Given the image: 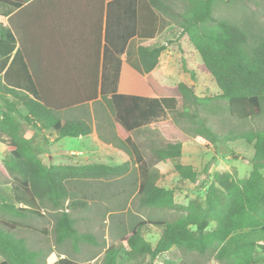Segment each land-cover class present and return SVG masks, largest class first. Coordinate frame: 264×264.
I'll use <instances>...</instances> for the list:
<instances>
[{
    "label": "trees",
    "instance_id": "1",
    "mask_svg": "<svg viewBox=\"0 0 264 264\" xmlns=\"http://www.w3.org/2000/svg\"><path fill=\"white\" fill-rule=\"evenodd\" d=\"M30 1L0 0V17L5 20L0 21V143L6 146L3 164L10 177V182L0 185V212L20 218L27 215L40 217V208L45 206L59 213L54 227L58 246L66 242H70L73 249L81 243L100 246L92 234L76 228L71 213L88 208L87 195L81 193L83 198L79 199L69 185L72 182L104 183L122 179L129 173L131 160L138 170V204L154 209L184 210L185 215L173 220L146 219L122 225L117 242L106 248L103 246L105 250L100 264H121V251L130 260L148 256V264L170 252L196 258L191 261L182 258L167 260L165 264H198L200 260H215L219 264H255L257 239L253 231H264V131L234 137L245 141L253 150L249 159L252 168L246 179L215 172L204 190L203 200L192 199L186 205L177 204L174 189L158 186L159 170L147 164L131 133L155 123L169 141L164 147L153 150L155 159L172 162L180 181L188 183L196 182L198 173L193 166L181 163L182 145L187 138L177 128L178 120L197 119L196 136L211 142L214 147L219 148L222 140L207 126L206 119L197 113L190 116L183 112L182 107L188 101L195 108L202 102L191 88L183 83L177 85L180 103L174 94L157 92V82L151 72L158 65L165 46L145 45L137 49L146 79L143 92L150 96L119 93L118 85L122 66L120 56L128 41L133 37L153 39L159 13L171 22L179 23L182 28L179 36L186 35L198 53V67L211 76L220 92L218 98L226 101L227 112L240 120L255 118L261 113L264 101V36L249 44L239 27L216 20L213 8L223 0H178L183 7L181 12L174 10V0H107L99 95L110 97L119 149L130 160L118 166L100 163L47 166L35 153L31 140L21 136L19 117L40 131L52 130L57 136L55 141L87 136L92 130L85 122L61 120L39 93L27 66L26 51L18 41L13 25L14 12ZM190 74L194 78L192 71ZM97 84L95 78L86 91L87 101L98 96ZM227 141L231 142L224 140V143ZM211 223H214L213 229H209ZM0 224V253L4 257L0 264H38V256L27 250L22 239L11 235L19 224L7 221H0ZM149 226L160 230L154 246L142 235V229ZM55 264L79 263L62 258Z\"/></svg>",
    "mask_w": 264,
    "mask_h": 264
},
{
    "label": "rangeland",
    "instance_id": "2",
    "mask_svg": "<svg viewBox=\"0 0 264 264\" xmlns=\"http://www.w3.org/2000/svg\"><path fill=\"white\" fill-rule=\"evenodd\" d=\"M174 10L181 12L183 10L181 2L174 0ZM37 19L34 26V36L36 41H41L39 46L53 47L52 40L49 38L47 23L43 24V8L36 4ZM213 17L218 21H227L239 27L247 37L249 44L259 37L264 36V0H223L218 2L213 8ZM0 21L5 20L0 18ZM173 22H171L172 24ZM177 21H174L163 37L159 39L165 45V50L160 55L158 69H156L157 79H154L155 87L158 93L174 94L179 103V94L176 87L179 83L191 88L200 101V107L197 109L188 101L182 107L185 115L197 113L200 118L206 119L207 126L222 140L219 148L196 136L194 129L198 127L197 119L181 118L177 122V128L180 133L187 138L184 144L181 163L191 165L197 171L196 182H181L179 176L173 171L172 162L162 163L155 159L153 150L158 147H164L169 141L162 135L158 126L153 123L140 130L131 133L134 143L139 147L144 160L158 169L161 173L158 186L165 189H174V200L177 204L186 205L189 200L204 199V190L208 186L213 173H229L236 179H246L251 171L249 159L252 157V147L243 140H236L234 137L246 132L264 131V101L262 102V111L259 116L246 120H240L231 116L226 109V101L218 98L219 90L215 86L210 75L201 72L200 58L193 48L192 44L185 36H179L182 28ZM45 30L47 39L38 34V31ZM49 28V27H48ZM45 41V43H43ZM132 45L128 46L127 51L131 52ZM161 53V54H162ZM184 67L187 69L185 70ZM192 71L193 77L190 72ZM160 83L164 86H161ZM106 109L101 115L106 118V125L103 137L110 140L107 146L112 145L116 150H100L98 144L84 157H68L59 159L61 149L57 148L54 142L53 133L50 130H43L28 126L20 117V133L24 138L31 140L33 149L44 165L71 164L84 165L91 163L106 164L109 166H118L130 160L119 149V138L115 131L114 110L109 99H102ZM205 106L203 107V105ZM197 109V110H194ZM20 110V108H19ZM22 110V109H21ZM22 113V112H21ZM23 114V113H22ZM53 140V142L51 141ZM224 140L231 142L224 143ZM73 147L79 145L78 141L68 140ZM89 140L81 143L87 144ZM52 155V159L48 155ZM6 155V146L0 143V185L10 182V177L4 169L3 160ZM58 155V156H57ZM81 156V154H79ZM78 156V155H77ZM138 170L133 161L129 162V173L122 179L109 180L104 183L87 181L72 182L69 185L74 196L82 199L81 193L87 195L86 201L88 208L72 212V217L76 221V228L83 233L92 234L100 246H92L81 243L76 249L70 242L58 246L55 241L54 227L58 212H53L41 206V216L27 215L24 218L11 216L0 212V221L17 222L19 228L13 230L11 235L16 239H22L25 247L38 257V264H55L62 258H68L76 263L100 264L105 248L112 243L117 242L122 225L130 224L134 221L146 219H175L185 215L184 210H167L141 207L138 204L136 193L138 183ZM67 204V203H66ZM2 228L0 224V229ZM214 228V223L210 224L209 229ZM246 231V230H244ZM255 237L257 248L254 252L255 264H264V231L256 229ZM143 238L153 246L158 241L160 230L149 226L142 229ZM121 264H148V256L138 257L135 260L127 259L124 252H120ZM184 259L191 261L196 257L191 255L183 256L180 252L164 253L154 261L153 264H165L167 260ZM4 257L0 253V261ZM198 264H219L215 260L210 262L200 260Z\"/></svg>",
    "mask_w": 264,
    "mask_h": 264
},
{
    "label": "crops",
    "instance_id": "3",
    "mask_svg": "<svg viewBox=\"0 0 264 264\" xmlns=\"http://www.w3.org/2000/svg\"><path fill=\"white\" fill-rule=\"evenodd\" d=\"M107 3V0H39L37 2L31 0L24 4L20 10L14 12V32L26 51L27 66L37 83L40 95L47 105L57 112V116L61 120L85 122L92 130L91 134L87 136L63 138L58 141H55L56 134L50 130L57 148L61 149L59 159L84 157L96 148V144L100 145L98 150L102 146L104 149L113 147L112 145L107 146L106 143L111 141L103 137L104 129L102 127L106 125V118L104 117L105 113L101 114L106 106L102 100L104 98L99 95ZM36 4L43 8V24L47 23V31H50L48 34L53 47L45 45L40 47L41 41H36L34 38L37 33L34 30V26L37 24ZM157 16L158 22L153 39L131 38L125 52L120 56L122 66L118 85L119 93L150 96L143 92V89L145 90L143 84L146 79L141 70L137 49L139 46L145 45L148 47L157 46L154 43H157L165 31L172 26L173 23L171 24V21L165 16L159 13ZM38 34L47 39L45 30L40 28ZM160 43L165 45L163 42ZM129 45H132L131 52L127 51ZM158 65L151 72L154 79H157ZM95 78L98 82V96L94 100L87 101L85 94ZM160 85L164 86L161 83ZM168 96L173 97L172 95ZM20 112L23 113H21L22 115L25 113L23 110ZM106 112L109 113V110L106 109ZM113 117L116 131L115 113ZM68 140L78 141L79 145L73 147ZM85 140L90 142L81 143ZM51 141L53 142V140ZM184 144L182 145V156ZM113 150L116 149L113 147ZM48 158L52 159V155L49 154Z\"/></svg>",
    "mask_w": 264,
    "mask_h": 264
}]
</instances>
